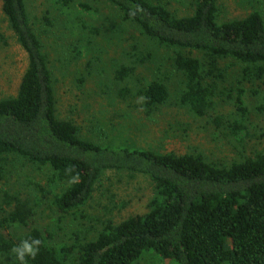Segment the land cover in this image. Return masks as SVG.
<instances>
[{
    "label": "trees",
    "instance_id": "obj_1",
    "mask_svg": "<svg viewBox=\"0 0 264 264\" xmlns=\"http://www.w3.org/2000/svg\"><path fill=\"white\" fill-rule=\"evenodd\" d=\"M1 1L27 55V68L17 95L0 99V164L23 162L43 173L54 189L52 206L62 217L82 211L106 172L148 177L153 194L146 213L105 220L82 237L62 236L59 219L45 223L28 199L7 195L5 225L15 231L0 233V264H20L12 249L31 239L41 245L26 264H134L149 253L174 264H264V149L218 165L202 153L160 154L86 140L72 119L58 116L53 71L26 1ZM106 1L143 35L174 49V68L185 81L180 104L196 117H211L217 131H227L246 150L250 111L245 84L264 81L262 15L219 22L218 0H193L191 14L182 17L149 0ZM56 2L68 9L74 0ZM144 60L120 67L118 80L134 75ZM165 80L140 90L147 115L168 101ZM219 103L229 112L218 113Z\"/></svg>",
    "mask_w": 264,
    "mask_h": 264
},
{
    "label": "rangeland",
    "instance_id": "obj_2",
    "mask_svg": "<svg viewBox=\"0 0 264 264\" xmlns=\"http://www.w3.org/2000/svg\"><path fill=\"white\" fill-rule=\"evenodd\" d=\"M25 1L49 57L58 116L72 119L86 140L160 154L202 153L209 162L218 165L238 159L241 153L247 155L264 149V108L260 106L264 81L257 86L245 84L248 91L245 102L250 111V139L245 150L227 131H217L211 117H196L180 104L185 81L174 68V49L160 46L143 35L134 23L123 20L120 11L106 0H74L68 9L56 0ZM149 1L180 17L192 12L193 0ZM218 4L219 22L242 19L254 12L264 18V0H218ZM84 25L96 31L90 32ZM138 57L145 60L138 64L134 75L125 81L118 80L116 71L130 66ZM26 68L27 55L8 26L0 0V99L17 95ZM156 79H166L169 99L152 115H147L139 92ZM230 79L234 87V74L231 73ZM249 88L261 94L256 96ZM126 90L130 93L126 94ZM224 105L221 103L216 111L229 112ZM47 181L43 173L30 169L26 163L0 164V233L10 235L15 231L5 225L7 195L20 194L28 199L38 216L41 211L45 223L59 219L62 236L82 237L92 228H101L105 220L120 222L146 213L153 194L148 177L106 172L82 211L62 217L52 206L54 189ZM29 193L40 204L29 200ZM134 264L174 263L149 253Z\"/></svg>",
    "mask_w": 264,
    "mask_h": 264
},
{
    "label": "clouds",
    "instance_id": "obj_3",
    "mask_svg": "<svg viewBox=\"0 0 264 264\" xmlns=\"http://www.w3.org/2000/svg\"><path fill=\"white\" fill-rule=\"evenodd\" d=\"M75 182V180L73 181ZM41 241L39 239L23 240L12 251L20 264H26L27 259H34L39 252Z\"/></svg>",
    "mask_w": 264,
    "mask_h": 264
}]
</instances>
